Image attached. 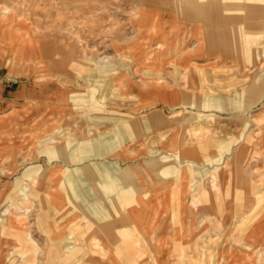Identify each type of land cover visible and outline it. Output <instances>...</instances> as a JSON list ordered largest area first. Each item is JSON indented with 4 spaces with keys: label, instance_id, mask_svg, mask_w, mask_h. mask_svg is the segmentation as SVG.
<instances>
[{
    "label": "rangeland",
    "instance_id": "1",
    "mask_svg": "<svg viewBox=\"0 0 264 264\" xmlns=\"http://www.w3.org/2000/svg\"><path fill=\"white\" fill-rule=\"evenodd\" d=\"M220 1L221 12L213 20L197 13L203 19L200 31L186 35L193 20L156 26L140 16L138 10L145 6L140 0H0V93L19 96L43 86L53 88L52 72H60L61 80L76 92L73 105L78 110L67 109L69 113L55 121L53 111L31 101L0 107V264H89L81 254L80 236L85 233L77 224L69 227L63 246L54 247L60 236L52 234V213L42 205L43 186H51L52 181L45 175L48 160L54 162L57 146L85 142L83 129L65 122L93 119L88 116L92 112L102 121L108 101L129 104L135 96L145 98L146 91L149 98L155 97L151 88L156 78L170 92L156 97L157 113L184 118L155 128L152 148L157 149V141H165L178 127L181 139H187L184 145L196 150L202 140L208 143L209 159L223 160L222 172L228 179L231 162L240 159L237 172L254 185L257 195L251 211L264 207V17L253 14L258 0ZM233 1L246 3V10L235 11ZM145 7L148 10L149 5ZM216 39L219 46L230 49L215 47ZM182 49L191 56L186 65L176 68L184 60ZM165 50L171 51L156 58L147 54ZM118 75L120 89L111 84ZM20 107L25 109L16 114L14 109ZM96 242L92 245L99 247ZM51 254L59 256L51 258ZM145 254L144 264H150V253Z\"/></svg>",
    "mask_w": 264,
    "mask_h": 264
},
{
    "label": "crops",
    "instance_id": "2",
    "mask_svg": "<svg viewBox=\"0 0 264 264\" xmlns=\"http://www.w3.org/2000/svg\"><path fill=\"white\" fill-rule=\"evenodd\" d=\"M140 1L143 6L149 5L148 10L145 6L138 10L140 16L150 18L154 25L190 18L192 28H186L184 33L200 31L198 24L203 19L186 16L182 1ZM164 5L167 12L162 8ZM151 10L166 14L150 15ZM156 41H160L159 37ZM170 51L147 54L156 58ZM180 52L184 60L176 68L186 65L189 62L186 58L191 56L185 49ZM52 74L53 88L43 86L33 94L26 92L19 96L1 91L0 107L4 104L16 107L21 102L30 105L31 101L53 111L57 115L55 121L62 113L77 110L73 105L76 101L73 86L61 80L60 72ZM121 82L118 75L111 84L117 86ZM155 84L151 88L155 97L149 98L146 91L145 98H138L141 102L135 95L129 104L108 101L105 120L97 119L92 112L88 116L93 119L65 122L78 124L87 137L83 144L57 146L54 162L48 160L46 166L45 175L52 181L51 186H43L46 197L42 205L52 213L55 223L52 234L60 236L58 242L54 240L57 242L54 247L63 246L70 236L69 227L77 224L79 231L83 229L85 233L80 236L84 241L81 254L89 264H144L145 253H150V264H264V207L251 211L257 205V195L254 185L237 172L241 160L234 158L231 162L233 171L229 180L222 172L223 160L209 159L208 143L202 140L196 150L192 145H184L187 139H181L178 127L165 141H157V149L150 145L155 128H166L171 121L183 117L157 113L160 100L156 97L163 98L170 92L164 91L157 78ZM21 109L25 107L15 108L14 112L18 114ZM96 241L99 247L92 245ZM99 254L105 255V261Z\"/></svg>",
    "mask_w": 264,
    "mask_h": 264
},
{
    "label": "bare ground",
    "instance_id": "3",
    "mask_svg": "<svg viewBox=\"0 0 264 264\" xmlns=\"http://www.w3.org/2000/svg\"><path fill=\"white\" fill-rule=\"evenodd\" d=\"M184 6L186 7L187 15L188 12H191L194 17L199 13L202 17L206 19L213 20V17L218 15L221 12V2L220 0H184ZM237 12H244L246 10V3L242 1H233ZM231 4V3H230ZM224 5V3L222 4ZM255 15L264 16V0H258L255 3V9L253 11ZM218 45L221 43L218 39H216Z\"/></svg>",
    "mask_w": 264,
    "mask_h": 264
}]
</instances>
